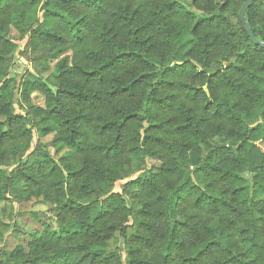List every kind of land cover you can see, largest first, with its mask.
<instances>
[{
    "label": "trees",
    "instance_id": "obj_1",
    "mask_svg": "<svg viewBox=\"0 0 264 264\" xmlns=\"http://www.w3.org/2000/svg\"><path fill=\"white\" fill-rule=\"evenodd\" d=\"M194 1L202 13L185 0H0V205L11 174L1 166L29 153L36 135L31 113L17 112L19 83L6 70L17 49L12 29L35 49L72 53L55 82L24 83L25 96L45 95L35 114L66 153L19 159L14 176L27 196L73 214L47 231L54 239L20 251L25 261L264 264V49L240 19L242 36L230 28L226 12L247 0ZM260 8L264 0H255L245 18L264 43ZM153 158L160 166L126 184L140 205L133 215L111 189L126 167ZM6 227L0 218L3 244ZM117 232L126 257L112 247Z\"/></svg>",
    "mask_w": 264,
    "mask_h": 264
},
{
    "label": "rangeland",
    "instance_id": "obj_2",
    "mask_svg": "<svg viewBox=\"0 0 264 264\" xmlns=\"http://www.w3.org/2000/svg\"><path fill=\"white\" fill-rule=\"evenodd\" d=\"M218 6L223 5L222 0L215 1ZM189 10L200 14V9L195 4L194 0H185ZM239 4L232 10H228L226 14L229 17L230 28L232 27L238 35H243L239 24ZM258 20L264 22V9H258ZM11 36L14 38L17 49L11 56L6 65V70L12 77H16L19 83L18 91L16 92V109L19 114L25 108L31 113L33 125L36 131L34 138V146L31 151H26L18 154L14 160H6L1 166L3 170H7V177L2 179L4 185L7 186L8 193L5 200L0 205V218L7 224L5 242L0 243V263L3 264H33L30 258L25 261L24 257L19 255L20 251L23 255H27L31 251L32 244L38 243L43 245L47 239H54L49 236L47 231L56 233L64 221L69 220L73 214L63 215L59 214V208L55 203L47 201L44 197L27 196L23 193L22 182L14 176L15 171L19 168L16 164L19 159H22V164L32 161L36 156H49L54 160H58L65 153L66 150L60 149V145L55 141V132L44 133L41 128L43 126L42 120L35 114L36 109L46 108V97L42 92L32 91L25 96L24 83L27 79L32 80L36 78L40 82L42 78L55 82L57 79V64L60 60L71 55L72 53L56 54L53 50L46 46H38L33 48L29 41V36L25 32L13 28ZM237 42V40H235ZM223 56V55H222ZM219 56V58H222ZM237 60L233 56L228 61L213 64V70L221 67H227ZM21 106V107H20ZM257 144L264 151V137L260 139ZM152 166L157 168L160 166V161L156 158L149 160L148 163L134 164L125 168L122 172L121 178L116 185L111 189L113 193H120L126 197L128 206L132 209L133 215L136 214L140 205L137 199L132 197L134 189L132 185H126L135 180L142 174L143 170L150 169ZM138 169V170H137ZM141 169V170H139ZM137 170V171H136ZM10 177V178H9ZM94 198L89 199L91 202ZM129 235L132 233L128 229ZM116 242H113L112 247L116 252L127 256L128 246L126 240L117 232ZM40 241H36V240Z\"/></svg>",
    "mask_w": 264,
    "mask_h": 264
},
{
    "label": "water",
    "instance_id": "obj_3",
    "mask_svg": "<svg viewBox=\"0 0 264 264\" xmlns=\"http://www.w3.org/2000/svg\"><path fill=\"white\" fill-rule=\"evenodd\" d=\"M255 2V0H247L245 2V4L243 5L240 13H239V19L243 25V28L245 30V32L247 33L248 37L250 38V40L252 41V43L258 47H261L264 49V43L260 42L255 34L253 33L252 29L250 28L249 23L247 22L245 15H246V11L251 7V5Z\"/></svg>",
    "mask_w": 264,
    "mask_h": 264
}]
</instances>
